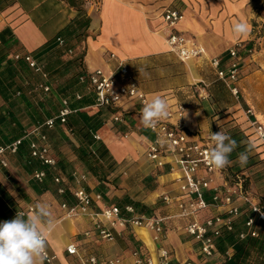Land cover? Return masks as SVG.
I'll use <instances>...</instances> for the list:
<instances>
[{
	"label": "crops",
	"instance_id": "crops-1",
	"mask_svg": "<svg viewBox=\"0 0 264 264\" xmlns=\"http://www.w3.org/2000/svg\"><path fill=\"white\" fill-rule=\"evenodd\" d=\"M82 1L84 4L80 7L88 24L80 30L83 34L79 40H75L77 44L72 46V52L61 55V60H66L77 48H82L83 67L87 72L99 68L117 76L118 61H123L136 79L140 90L146 93L147 102L155 96H161L166 99L169 111H175L178 106L184 108L182 117L173 115L167 122L182 126L187 132L192 133L194 138L211 140L209 131L215 133L217 128L223 132L231 125L229 123L231 119L237 121L240 128H245V115L241 114L244 112L240 101L217 77L216 70L210 65V59L217 56L223 62L228 58V49L236 41L247 38L248 34L237 37L232 31V25L238 20L235 16L236 11L245 15L248 0H99L96 4L92 1ZM165 6L182 12L183 17L176 24L174 31L198 43L204 49L202 56L181 61L169 51L165 36L170 30L162 19ZM77 8L66 0H0V53L7 52L8 58L16 60L14 57L16 54L21 56L34 51L72 23L78 14ZM232 15L234 16L230 18ZM225 64L226 62L221 63L223 66ZM27 66L20 77L22 84L25 85V82L34 79L36 83L30 87L37 92L43 91L39 87L40 84L48 83L50 90L46 94L41 93L40 97L46 95L52 97L58 103L56 106L58 110L61 108V99L67 98L70 106L78 108V112H82L85 117L93 116L92 119L95 121L99 119L96 117L98 108L93 106V93L88 92L89 89L84 83L73 82L70 78V68L58 62L53 74H47L48 79L45 80L41 72L35 71L28 64ZM52 77L60 79L59 82L52 84ZM262 81L264 78H260V74H254L253 77L244 76L238 82L240 92L241 89L244 91L241 93H244L242 95L247 106L251 107L246 90H253L251 93L254 90L257 92ZM61 89L65 94L60 92ZM76 93L87 102L76 99ZM259 102L254 100V105L257 106ZM3 103L0 97V106ZM24 107V100L21 99L13 109L19 126L29 129L32 127L30 122L34 120L24 112L26 110ZM142 107L135 100L124 98L118 104V109L123 113V122L113 123L108 116L105 119L101 118V125L94 130L99 136L97 141L106 145L112 159L118 164V179L115 186L106 182L100 183L83 164L74 160L70 164L74 171L71 176L63 174L58 169L54 172L62 176L61 184L69 193L80 185H85L91 193H102V198L92 204L93 211H100L108 205H120L123 207L121 215L127 218L142 214L167 217L163 233L156 240L153 231L131 225L115 229L112 241L99 239L94 232L86 236L84 233L92 226L90 217L81 215L67 218L60 207L62 201L59 198L60 194L57 193L59 185L51 183L50 177H47L45 184L47 189L43 188L44 185H37L39 190H35L29 180L25 181L19 175L22 171L26 173L24 161L16 162L17 167L10 168L14 174L11 177L8 168L0 170V182L17 203V212L29 206L34 208L40 202L49 205L56 220V227L48 237L46 250L56 256L55 264H82L81 258L90 255L96 256L99 261L118 259L119 262L116 264H131L134 250L153 255L155 248L160 245L170 252L171 264H179L185 260H191L194 264H220V258L216 255L206 262L201 261L199 245L184 232L186 220L178 216L177 205L174 201L169 205L161 202L160 196L163 193H168L173 198L180 195L179 182L174 180L176 173L180 171L171 156L161 167L155 166L148 159L147 146L155 139V135L141 123ZM260 107V115L253 114L251 119L264 123V106ZM74 116L77 118V125L84 123L78 118V113ZM10 131L11 129H8V133ZM33 137L37 139L35 135L29 138ZM51 140H55V144L68 143L70 146L77 144L74 136L67 131L64 135L56 134ZM257 146L256 144L252 150L257 155L247 159L246 164H239L237 168H245L244 172H248L249 182L256 196L262 198L264 146ZM81 174L85 176L84 181L79 178ZM224 176L215 174L214 183L222 184ZM18 190L25 194V197ZM70 198V203H73L72 195ZM129 201L135 202L137 206ZM126 205H131L134 211L132 213L125 211ZM219 211L220 208L202 210L199 212V218ZM16 214L14 212V216ZM70 243L76 245L78 255L66 252V246Z\"/></svg>",
	"mask_w": 264,
	"mask_h": 264
},
{
	"label": "built area",
	"instance_id": "built-area-1",
	"mask_svg": "<svg viewBox=\"0 0 264 264\" xmlns=\"http://www.w3.org/2000/svg\"><path fill=\"white\" fill-rule=\"evenodd\" d=\"M97 3L99 0H86ZM183 14L180 10L165 7L162 11V19L165 26L169 28V33L165 36V42L170 52H173L181 61H187L199 58L203 55L204 49L193 39L187 38L179 32L174 31L176 24L182 19ZM60 43L62 41L60 40ZM244 46L242 41H236L228 49V60L224 66H221V59L217 56L210 59V65L216 70V75L228 87L231 94L238 98L240 96V88L238 82L242 72V56L240 54L241 47ZM114 57L113 54H110ZM16 59L23 60L35 71L41 72L45 80L48 79L47 73L43 70V66L29 53L14 56ZM119 76L114 73H106L102 69H95L87 72L79 77L81 83H86L87 88L94 95L95 108L109 106L116 108L111 114L113 122H123V113L118 109V104L124 98L135 100L142 106L147 103L146 93L138 87V83L130 70L123 61H118ZM39 87L43 91H49L50 85L40 84ZM80 94H75V98L79 99ZM72 109L69 107L67 98L61 99V108L57 114L46 118L40 124L32 126L24 130L22 138L13 140L7 144L0 145V169L9 165L8 154L17 152L21 140L31 135L37 136L36 140L30 142V154L38 159L41 164L56 170V159L51 153L50 146L47 142L46 134L41 132L43 127L53 128L57 122L64 123ZM184 108L178 106L175 111H169L170 115L167 119L160 121L155 128H149L155 135V139L150 141L147 146L146 155L148 159L157 167H161L166 163L168 157H173L180 173H176L174 180L179 182L180 195L173 198L168 193L160 196L161 202L165 205L171 204L173 201L177 205L178 216L186 220L183 228L184 232L191 236L199 245L198 252L201 261L206 262L213 258L217 252L216 241L221 235L223 229L232 230L234 220L240 215L242 205L248 206L251 215L244 221L246 230L238 233L240 240L246 236H256L257 231L254 228L256 219L264 220V210L253 201L251 193L244 187L242 174L232 171L229 177L224 176V168L216 169L212 167L207 160V153L213 147L211 140H201L194 138L192 133L187 132L182 126L171 125L167 122L173 115L178 118L182 117ZM246 123L245 128L241 130L246 135L248 141L255 147L264 146V123L258 120H252V110L247 109L245 112ZM249 130V132L247 131ZM96 140L99 139L94 134ZM257 146V147H258ZM177 169V170H178ZM174 171V170H173ZM177 172V171H176ZM217 174L225 177L222 184L214 183V175ZM46 175L45 169L34 170L32 176L37 181H42ZM80 180L84 181L85 176L79 175ZM54 182L58 184L57 193L65 192L62 186V176L56 174ZM209 194L210 202L206 200ZM73 203L62 202L60 207L67 218H76L81 215H88L91 219L92 226L84 235L88 236L94 232L99 239L112 241L115 237L114 230L118 227H126L127 225L146 228L154 233V239H158L164 230V224L167 219L160 215H135L132 217H124L121 215V209L117 205H108L100 211L91 210L94 202L99 201L102 196L100 193H91L82 185L72 192ZM210 204V205H209ZM209 208H220L221 211L211 213L203 218H199V212ZM33 207L29 206L22 209L19 213L33 211ZM125 211L132 213L134 211L131 205L124 207ZM66 252L71 255H78V249L74 243L66 246ZM134 259L131 264H171L170 252L164 246H157L154 254L140 250L133 251ZM45 264H55L56 256L46 250ZM118 259H108L99 261L94 255L81 258L82 264H116ZM179 264H194L191 260H185Z\"/></svg>",
	"mask_w": 264,
	"mask_h": 264
},
{
	"label": "trees",
	"instance_id": "trees-1",
	"mask_svg": "<svg viewBox=\"0 0 264 264\" xmlns=\"http://www.w3.org/2000/svg\"><path fill=\"white\" fill-rule=\"evenodd\" d=\"M66 1H68L71 5L78 7V14L76 18H74L72 23L70 22L60 32H58L57 36L48 40L34 51L28 53L43 66V69L47 72V74L54 72L58 62L63 63L65 67L70 68V78L73 79V82H78L79 77L87 73L83 67V49L77 48L75 53L66 58V60H61L60 56L64 53L68 54L72 52L71 48L77 44L75 40H79L81 38L83 33L80 32V30L87 26L88 20L84 17L81 10L82 8L80 7L81 4H84V1ZM60 40L62 43H60ZM6 47H8V45ZM227 60L228 58L222 63ZM26 67L28 66L24 62L23 58L12 60L7 57V52L0 53V97L4 101V103L0 106V145L22 138L24 135V130H26V128L23 129V126L20 127L19 123L16 122L17 117L13 109L15 104L21 102V99L24 100L25 103L24 110H26L24 112H26L32 120L35 121L37 119L35 122H30L31 126L40 124L45 120V117H51L58 112L56 107L58 103L56 100L47 95L44 97L37 96V92L33 89L31 90V84L36 83L34 79L32 81L27 79L28 81L26 80L27 82H25V85L22 84L20 77L22 73H24L23 70H25ZM79 83L81 82L79 81ZM84 84L86 85V83ZM60 92L65 94V91L62 89ZM88 92L91 93L90 90H88ZM28 100H32V102H29ZM78 100L82 101L83 98L80 97ZM47 101H50L51 103L48 104L46 103ZM83 102H87V100H83ZM5 104H7V106H5ZM69 107L72 111L67 116L64 123L57 122L53 128L43 127L41 129V132L46 134L51 153L56 159V169L60 170L65 175L71 176L74 171L70 164L73 160L78 161V163L85 166L90 174L98 178L100 183L103 184L106 182L115 186L118 179V164L112 159L106 145L94 138V130L101 125V118L105 119L109 116V119L111 120V114L114 113L116 108L109 106L99 107L96 112V117L99 119L95 121V119H92L93 116L85 117L82 112H78V108H73L70 104ZM75 113H78V118L84 122L80 126L77 125V118H74ZM8 129H11L9 133ZM48 129L51 130L49 132L45 131ZM225 130L226 134L235 140L238 145L236 150L230 156L231 161L237 159L240 152L246 151L248 154L253 150L254 147L248 141L246 135L243 134V131L237 128V126H229ZM65 131L74 136L77 143L76 145L74 144L70 146L68 143L55 144V140H51V138L55 137L56 134L64 135ZM215 132H219V130L216 128ZM32 139L36 140L34 137L23 138L17 152L12 154L11 159L15 164L19 161L25 162V171L28 175V180L32 188L39 190L37 185H44L43 188L47 189V185H45L47 184V177H50L51 183H54L53 178L56 175V172H54L52 168L41 164L38 159L31 156L29 145ZM27 140L28 143L26 144ZM9 160L10 159H8V161ZM8 167L9 165L1 168L0 170ZM230 167L231 166H229L228 169ZM37 169L46 170V175L42 181H37L32 176L33 171ZM224 170L225 174L231 173L228 171L226 172L225 168ZM83 187L89 191L85 185H83ZM20 194L25 197V194L22 192H20ZM100 194L102 195V193ZM70 195H72V192L69 193L65 188V192L59 195L60 201L70 203ZM206 197L208 203H211L209 195H206ZM129 202L132 205L137 206L135 202ZM16 204L17 203L14 201L13 197L5 191L0 182V222L8 221L15 217L14 212L17 213ZM120 208L123 210L122 206H120ZM139 210L141 209L139 208ZM245 217L247 218L248 214L243 213L241 208L240 215L234 220L233 229H223L221 235L217 238V252L215 255L219 256L221 261L220 264H264V220H255L254 228L257 231L256 236L248 235L244 239L240 240L238 238V233L246 230L244 225V221L246 219Z\"/></svg>",
	"mask_w": 264,
	"mask_h": 264
},
{
	"label": "clouds",
	"instance_id": "clouds-1",
	"mask_svg": "<svg viewBox=\"0 0 264 264\" xmlns=\"http://www.w3.org/2000/svg\"><path fill=\"white\" fill-rule=\"evenodd\" d=\"M237 37L248 34L249 26L243 20L232 25ZM165 98L155 96L141 109V123L146 128H155L169 117ZM187 115V114H186ZM209 136L213 147L207 153L209 164L222 169L231 163L230 156L237 148V142L226 133L219 131ZM237 159L241 165L247 163V153L242 151ZM56 227L55 217L47 203H37L30 213H19L8 221L0 222V264H44L48 237Z\"/></svg>",
	"mask_w": 264,
	"mask_h": 264
},
{
	"label": "rangeland",
	"instance_id": "rangeland-1",
	"mask_svg": "<svg viewBox=\"0 0 264 264\" xmlns=\"http://www.w3.org/2000/svg\"><path fill=\"white\" fill-rule=\"evenodd\" d=\"M175 6H177V4ZM245 9H244L245 15H242L237 11L235 13V16L237 17L238 20L245 21L249 26V32H248L247 38L238 40V41H242V44L244 45L240 49V54L243 58L240 80L244 76H247V75L253 77L254 74H257V75L260 74V78H264V0H248V4L246 3ZM233 16L234 15L230 16V18H232ZM51 80H52L51 81L52 84H55V83H58L60 79L52 78ZM246 91L248 94L247 100L251 107L247 106L246 101L244 100V97L242 95L244 93H240L238 100L240 101L242 105V109H243L242 111L245 112L247 109H251L252 115H250V117H253L255 114L260 115L259 113V110L261 111L260 106H264V81H262V84L259 85V88H257V92L254 90V92L251 93V91H253L251 89H248ZM241 92H244V91H242L241 89ZM41 93L46 94L48 93V91L47 92L37 91V96H41ZM254 100L260 101L257 106L254 105ZM244 104L246 105L244 106ZM241 114L245 115V113H242V112ZM260 118L262 119L261 116ZM229 123L231 124L230 126H237V128L241 130L240 125L237 123V121H234L231 119ZM254 155L256 156L257 154L251 151L250 153L247 154L248 159ZM7 156H8V159H10L8 170H9V177H11L14 174L11 171L13 169H10V168H13V167L16 168L17 166L14 163V161L11 159L12 154H8ZM233 162L234 163L237 162V163L234 164ZM239 164L240 163L238 159L231 161V163L225 167L226 172L236 171L238 173H241L242 174L241 176L243 178L244 187L251 193V197L253 201L257 203V205L261 208V210H264V196H262V198H260L259 195L256 196L257 195L256 192L253 190V188L250 185L249 175H247L248 172L245 173L246 172L245 168L238 167L239 168L238 169L237 166H239ZM229 166H232L233 168L230 167L228 169ZM253 170H255V168ZM230 174H227V176H229ZM19 175H21L22 179H24L25 181L28 180V175L25 172L22 171V173L20 172ZM242 212L247 213L248 215H251V212L249 211L248 206L245 204L242 206Z\"/></svg>",
	"mask_w": 264,
	"mask_h": 264
}]
</instances>
